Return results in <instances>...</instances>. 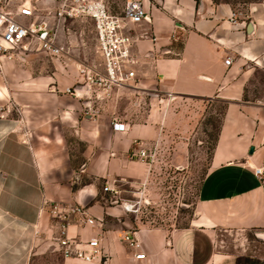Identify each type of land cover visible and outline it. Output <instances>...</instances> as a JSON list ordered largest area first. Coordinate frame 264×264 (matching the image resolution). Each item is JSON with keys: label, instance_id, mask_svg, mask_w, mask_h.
<instances>
[{"label": "crops", "instance_id": "crops-1", "mask_svg": "<svg viewBox=\"0 0 264 264\" xmlns=\"http://www.w3.org/2000/svg\"><path fill=\"white\" fill-rule=\"evenodd\" d=\"M141 1L148 20L125 29L138 83L86 101L67 93L82 75L59 60L50 67L38 53L4 62L0 264H34L36 256L38 264H264L216 250L222 232L264 228V175H255L264 170V0L245 12L212 0ZM123 99L136 111L147 104L142 120L116 110ZM188 100L224 105L197 217L186 229L129 230L118 202L101 201L99 185L146 181L153 165L138 153L159 154L175 110ZM73 206L88 217L70 216L67 235L100 240L93 262L65 258L59 246L63 218L53 209ZM125 236L137 238L144 260Z\"/></svg>", "mask_w": 264, "mask_h": 264}, {"label": "rangeland", "instance_id": "rangeland-1", "mask_svg": "<svg viewBox=\"0 0 264 264\" xmlns=\"http://www.w3.org/2000/svg\"><path fill=\"white\" fill-rule=\"evenodd\" d=\"M17 3L29 2L37 10L36 21L49 16L57 4L53 0H11ZM112 15H122L127 2L132 0H102ZM214 3L231 4L238 12L263 0H212ZM60 40L69 52L59 59L67 71H81L86 68H101L102 59L98 52L95 26L92 20L80 18L65 21L59 31ZM38 54V53H32ZM40 55V53H39ZM44 55V54H43ZM45 63L55 67L52 58L44 55ZM44 62H41L43 65ZM44 63V64H45ZM83 81V77H80ZM126 96V95H124ZM116 110L125 112L128 104L123 99ZM147 104L128 109L127 113L135 120H142ZM140 111V113H136ZM167 138L163 141L159 154H155L153 167L143 183L118 180L114 186L120 192L113 195L104 191L105 183H100V199L107 205L112 201L123 210L122 220L126 228L176 229L190 228L198 214L200 188L210 167L212 151L220 129L224 105L207 101L188 100L175 110ZM88 181L84 178L82 183ZM144 184V185H142ZM139 191L141 194L139 195ZM125 201L140 204L135 212H126ZM114 225V224H111ZM118 225H121L118 222ZM216 250L222 254L264 258V228L243 231L222 232L219 234ZM38 264V257L34 258Z\"/></svg>", "mask_w": 264, "mask_h": 264}, {"label": "built area", "instance_id": "built-area-1", "mask_svg": "<svg viewBox=\"0 0 264 264\" xmlns=\"http://www.w3.org/2000/svg\"><path fill=\"white\" fill-rule=\"evenodd\" d=\"M57 6L49 12L47 18L36 21L37 10L29 2L17 3L11 0H0V72L4 62L23 58L32 53H42L48 57L59 59L69 52L60 40L59 31L67 20L87 18L93 21L96 32L98 52L102 59L101 68H86L80 71L83 81L67 93L80 100L100 99L109 95L114 89L138 83L136 74L130 69L135 58L132 53L133 40L126 33L128 24H140L148 20V14L141 0L127 2L122 15H112L102 0H53ZM231 59L225 64L230 66ZM90 109V108H88ZM115 131H124L125 126L114 123ZM138 158L142 162L152 164L154 153H146L141 149ZM255 175L263 178V168L256 169ZM144 185V184H142ZM105 192L118 195L119 190L114 184L106 183ZM141 194V191L138 193ZM140 201H125L122 206L126 212H135ZM57 218H63L58 243L65 258H76L84 262H93L101 256L100 240L93 238L83 243L70 239L67 235L69 217L80 215L88 217L82 206H73L63 210L53 209ZM89 223H93L91 219ZM124 240L138 253L136 258L144 260L141 244L134 236H125Z\"/></svg>", "mask_w": 264, "mask_h": 264}, {"label": "water", "instance_id": "water-1", "mask_svg": "<svg viewBox=\"0 0 264 264\" xmlns=\"http://www.w3.org/2000/svg\"><path fill=\"white\" fill-rule=\"evenodd\" d=\"M249 28H251V24L249 25Z\"/></svg>", "mask_w": 264, "mask_h": 264}]
</instances>
